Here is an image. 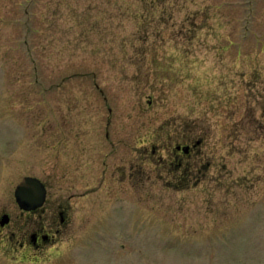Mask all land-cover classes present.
I'll return each mask as SVG.
<instances>
[{"label":"rangeland","instance_id":"1","mask_svg":"<svg viewBox=\"0 0 264 264\" xmlns=\"http://www.w3.org/2000/svg\"><path fill=\"white\" fill-rule=\"evenodd\" d=\"M25 175L0 264H264V0H0L6 230Z\"/></svg>","mask_w":264,"mask_h":264},{"label":"flooded vegetation","instance_id":"2","mask_svg":"<svg viewBox=\"0 0 264 264\" xmlns=\"http://www.w3.org/2000/svg\"><path fill=\"white\" fill-rule=\"evenodd\" d=\"M175 156L180 162V152H184L185 154L189 155L191 153V144L186 143H179L175 146ZM182 159V158H181ZM181 163V162H180ZM45 183V182H44ZM47 188V194H48V185L45 183ZM46 194V199H47ZM46 202V200H45ZM44 202V203H45ZM58 208H55L52 211V216L50 217V220L48 219L46 223H42L38 227L29 228L28 223L30 222L31 215L35 214L37 210L43 207V205L32 208V209H25L20 206V216H18V223L17 230H6L7 224L13 220V217L11 216V213L8 211H5L0 215V241L6 240L7 242H11L15 238L16 242L18 241L19 247L16 246V248H20L22 250H29L30 248H34L35 250H41L43 249L48 242H51L55 239V232L60 231V227L62 224L67 222L69 219V209L66 205L63 203H58ZM8 215V220L3 221V215ZM28 216L29 218L24 219L25 216ZM22 217V219H21ZM59 219V221H58ZM48 228V229H47ZM47 229V230H46ZM55 229V231H53ZM46 230V231H45ZM17 231L19 232V237H17Z\"/></svg>","mask_w":264,"mask_h":264},{"label":"water","instance_id":"3","mask_svg":"<svg viewBox=\"0 0 264 264\" xmlns=\"http://www.w3.org/2000/svg\"><path fill=\"white\" fill-rule=\"evenodd\" d=\"M47 188L44 181L34 175H25L17 184L15 190L16 200L25 209L37 208L44 204ZM8 220V215H3V221Z\"/></svg>","mask_w":264,"mask_h":264}]
</instances>
